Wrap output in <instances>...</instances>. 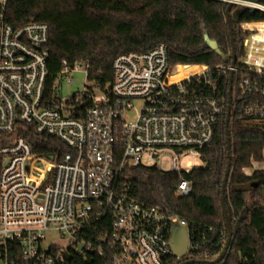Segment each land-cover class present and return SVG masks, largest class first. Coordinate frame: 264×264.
I'll use <instances>...</instances> for the list:
<instances>
[{"label": "built area", "instance_id": "1", "mask_svg": "<svg viewBox=\"0 0 264 264\" xmlns=\"http://www.w3.org/2000/svg\"><path fill=\"white\" fill-rule=\"evenodd\" d=\"M221 1L264 14V0ZM7 4L0 0V264H166L173 221L189 229L187 255L196 250L186 220L128 198L118 179L127 164L155 168L179 176L176 197L192 192L187 176L202 164L226 113L222 80L239 73L242 93L264 98L262 31L240 23L245 38L235 66H207L175 81L162 43L118 55L114 80L104 86L89 79V62L66 60L50 83L49 26L8 24ZM77 72L85 75L83 90L65 95L64 83L73 85ZM246 113L264 115V104ZM30 128L69 149L49 157L46 183L30 168ZM52 232L64 244L49 242Z\"/></svg>", "mask_w": 264, "mask_h": 264}, {"label": "trees", "instance_id": "2", "mask_svg": "<svg viewBox=\"0 0 264 264\" xmlns=\"http://www.w3.org/2000/svg\"><path fill=\"white\" fill-rule=\"evenodd\" d=\"M257 1V0H252ZM221 0H8L5 21L18 28L29 22L49 26V82L66 60L89 62V79L104 86L114 80L115 58L128 52H146L164 43L168 48V77L182 79L207 66L224 64L220 55L206 47L204 34L215 40L218 49L231 54V40ZM239 22H233L237 58L242 55L245 34L239 24L258 28L264 34V14L241 11L234 6ZM239 73L233 76L230 120L228 124L232 166L225 193L226 208L234 229L228 252L218 264H264V170L252 175L244 169L264 161V115H247L248 108L264 104L260 94H243ZM229 78L222 80L227 103ZM226 113L220 119L213 141L205 147L202 164L187 176L192 192L176 197V173L155 168L126 165L118 179V189L128 198L158 206L167 215L186 220L191 243L197 244L187 257L171 255L166 264L186 260H215L227 239L221 205V189L227 165ZM24 136L33 149V161L58 158L69 152L55 137L37 134L31 128ZM121 160V151H115ZM256 184V185H254ZM208 256V257H207ZM203 264V263H198Z\"/></svg>", "mask_w": 264, "mask_h": 264}, {"label": "water", "instance_id": "3", "mask_svg": "<svg viewBox=\"0 0 264 264\" xmlns=\"http://www.w3.org/2000/svg\"><path fill=\"white\" fill-rule=\"evenodd\" d=\"M234 6L235 5L233 2H229L226 8V11H225L226 21L228 24L230 40H231V55L230 56L225 55L223 52H220L218 49L217 42L211 39L207 33L204 34V40L206 43V47L210 50L216 51L220 55L224 63H228L230 61L233 66H235L237 63L236 43H235L234 33H233V22L235 23L239 22V17L236 15V13L235 12L231 13ZM239 9L241 11L247 10L246 8H239ZM251 12H256V11L252 10ZM232 84H233V74H231L229 78V92H228V101H227L226 119H225L227 165H226L225 175H224L222 189H221V205H222V209H223V213H224L225 221H226L227 239H226L222 252L215 260L213 261L186 260L178 264H198V263L218 264L226 256L231 240H232L234 229L232 227V223H231V220H230L227 208H226V204H225V193H226V188H227V183H228V177H229L231 166H232L231 144H230L229 130H228L231 107L233 103ZM189 244H190L189 229L182 226L178 221H173L172 230H171V247H172L173 255L178 259L185 258V256L188 253Z\"/></svg>", "mask_w": 264, "mask_h": 264}, {"label": "rangeland", "instance_id": "4", "mask_svg": "<svg viewBox=\"0 0 264 264\" xmlns=\"http://www.w3.org/2000/svg\"><path fill=\"white\" fill-rule=\"evenodd\" d=\"M73 79L75 81L73 85H67L66 83H64L63 88L65 95H70L71 93H75L77 91L81 92L83 90L85 75L81 72H77L74 74ZM53 164L54 161L45 156L42 157L41 162L32 161V163H30V168L33 172L34 177L38 179L40 183H46L51 178L53 172ZM48 241L64 244V241L60 238L57 232L50 233L48 235Z\"/></svg>", "mask_w": 264, "mask_h": 264}, {"label": "crops", "instance_id": "5", "mask_svg": "<svg viewBox=\"0 0 264 264\" xmlns=\"http://www.w3.org/2000/svg\"><path fill=\"white\" fill-rule=\"evenodd\" d=\"M264 156V152H263ZM255 170H264V161L262 162H253L252 167L250 168H245L244 172L246 175L250 176Z\"/></svg>", "mask_w": 264, "mask_h": 264}, {"label": "bare ground", "instance_id": "6", "mask_svg": "<svg viewBox=\"0 0 264 264\" xmlns=\"http://www.w3.org/2000/svg\"><path fill=\"white\" fill-rule=\"evenodd\" d=\"M247 26H249V25H247ZM247 26H246V27H247ZM247 28H248V27H247ZM257 29H258V28H257Z\"/></svg>", "mask_w": 264, "mask_h": 264}]
</instances>
